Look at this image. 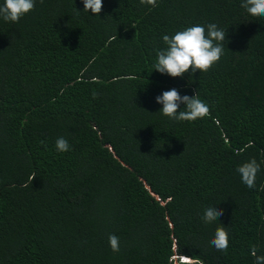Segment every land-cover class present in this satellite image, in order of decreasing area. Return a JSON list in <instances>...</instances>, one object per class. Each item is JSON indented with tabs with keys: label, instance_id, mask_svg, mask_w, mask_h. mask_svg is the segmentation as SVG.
I'll return each instance as SVG.
<instances>
[{
	"label": "trees",
	"instance_id": "1",
	"mask_svg": "<svg viewBox=\"0 0 264 264\" xmlns=\"http://www.w3.org/2000/svg\"><path fill=\"white\" fill-rule=\"evenodd\" d=\"M240 5L103 0L94 15L82 0H36L18 23L0 19V264H254L253 245L264 255V17ZM209 23L227 33L219 62L182 78L156 71L164 35ZM172 88L198 93L209 114H161L156 97ZM253 158L250 189L237 168ZM209 206L224 215L205 223ZM221 225L226 252L210 244Z\"/></svg>",
	"mask_w": 264,
	"mask_h": 264
},
{
	"label": "clouds",
	"instance_id": "2",
	"mask_svg": "<svg viewBox=\"0 0 264 264\" xmlns=\"http://www.w3.org/2000/svg\"><path fill=\"white\" fill-rule=\"evenodd\" d=\"M43 3V0H40ZM84 11L99 15L102 11L103 0H82ZM143 3L144 0H141ZM154 2V0H153ZM36 0H3L0 3V19L5 22L18 23L25 15L35 9ZM252 17H264V0H241L240 5ZM227 33L215 23L206 26L196 24L175 34L162 37L166 48L157 50L156 71L167 74L172 78H182L190 70L193 74L197 71L207 72L224 55V41ZM93 92V98H96ZM156 102L161 104V114L176 120L194 122L209 114L210 106L203 101L198 93L193 97L181 96L176 88L164 91L156 97ZM186 105L183 110L178 111L180 105ZM58 152H68L71 145L64 137H58L55 142ZM261 171L260 164L255 158L243 163L237 168L241 182L248 188L256 187V178ZM224 215V211L215 206L205 208L202 219L205 223H213ZM109 245L114 252L119 251V237L109 234ZM210 244L218 251H227L229 247V233L227 227L221 225L216 228L214 237ZM256 246H251V255L255 258L254 264H264V255H257ZM181 257L182 264L196 263L190 258Z\"/></svg>",
	"mask_w": 264,
	"mask_h": 264
},
{
	"label": "built area",
	"instance_id": "3",
	"mask_svg": "<svg viewBox=\"0 0 264 264\" xmlns=\"http://www.w3.org/2000/svg\"><path fill=\"white\" fill-rule=\"evenodd\" d=\"M183 258V260H186L184 257H182ZM191 260V259H190ZM193 261V260H192ZM180 264H182V263H180Z\"/></svg>",
	"mask_w": 264,
	"mask_h": 264
}]
</instances>
